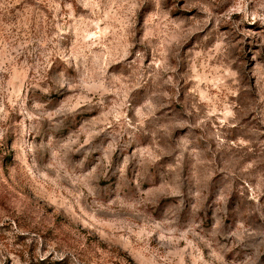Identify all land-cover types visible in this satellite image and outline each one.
Returning a JSON list of instances; mask_svg holds the SVG:
<instances>
[{"label": "rangeland", "instance_id": "374dc122", "mask_svg": "<svg viewBox=\"0 0 264 264\" xmlns=\"http://www.w3.org/2000/svg\"><path fill=\"white\" fill-rule=\"evenodd\" d=\"M0 264H264V0H0Z\"/></svg>", "mask_w": 264, "mask_h": 264}]
</instances>
